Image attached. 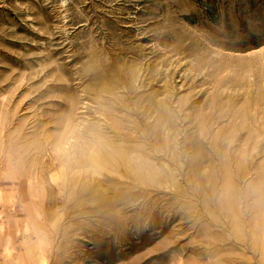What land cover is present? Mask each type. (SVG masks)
Segmentation results:
<instances>
[{
	"label": "rangeland",
	"instance_id": "rangeland-1",
	"mask_svg": "<svg viewBox=\"0 0 264 264\" xmlns=\"http://www.w3.org/2000/svg\"><path fill=\"white\" fill-rule=\"evenodd\" d=\"M0 264H264V0H0Z\"/></svg>",
	"mask_w": 264,
	"mask_h": 264
},
{
	"label": "bare ground",
	"instance_id": "bare-ground-1",
	"mask_svg": "<svg viewBox=\"0 0 264 264\" xmlns=\"http://www.w3.org/2000/svg\"><path fill=\"white\" fill-rule=\"evenodd\" d=\"M105 92V91H104ZM218 105V104H217ZM231 119V118H230ZM172 120V119H171ZM124 128V127H123ZM138 130V129H137ZM108 137V136H107ZM131 138V137H130ZM179 140V139H178ZM111 141V140H110ZM116 141V140H115ZM164 141V140H163ZM114 143V142H113ZM170 144V143H169ZM97 145V144H96ZM139 146V145H138ZM152 146V145H151ZM130 147V146H129ZM137 147V146H136ZM125 151V150H124ZM215 152V151H214ZM127 153V152H126ZM150 153V152H149ZM127 155V154H126ZM87 157V156H86ZM100 157V156H99ZM98 157V158H99ZM133 157H135V156H133ZM137 157V156H136ZM109 158H110V156H108V154H107V156H103V158H99L100 160L98 161L99 162V164L100 165H102V166H104V165H110L111 163H112V161H109ZM125 159V158H124ZM126 159H128L129 160V158H126ZM137 159V158H136ZM143 159V158H142ZM131 160V159H130ZM135 161V160H134ZM94 162V161H93ZM115 162V161H114ZM144 162V161H143ZM91 163V162H90ZM147 163V162H146ZM143 164V163H142ZM150 165V164H149ZM91 166H92V164H91ZM154 167H156L155 165H154ZM144 170V168H143V166H140L139 167V170ZM147 169V168H146ZM157 169V168H156ZM148 170V169H147ZM154 170V169H153ZM152 170V171H153ZM110 171V170H109ZM112 171V170H111ZM155 171V170H154ZM157 172V171H156ZM92 173V172H91ZM90 173V174H91ZM150 174H151V172H149ZM155 173V172H154ZM236 173H238V175H239V169H236L235 170V174ZM142 174H143V172H142ZM148 174V173H147ZM149 174V175H150ZM142 176V175H141ZM146 176H148V175H146ZM159 176V175H158ZM157 176V177H158ZM174 176V175H173ZM218 176V175H217ZM154 177V176H153ZM172 177V176H171ZM161 178V177H160ZM159 178V179H160ZM164 178V177H163ZM166 178V177H165ZM180 178V177H179ZM158 179V180H159ZM177 179V178H176ZM143 180V179H142ZM146 181V180H145ZM175 181V180H174ZM185 181V180H184ZM138 182V181H137ZM181 182V181H180ZM145 183H147V182H145ZM152 183V182H151ZM174 183V182H173ZM174 185V184H173ZM180 185V184H179ZM98 188V187H97ZM172 189V188H171ZM179 189V188H178ZM86 190V189H85ZM180 193H181V191H180ZM79 196V195H78ZM120 196V195H119ZM182 197H184V196H182ZM210 197V196H209ZM231 197V196H230ZM102 198V197H101ZM207 198V197H206ZM182 201V200H181ZM169 203V202H168ZM208 206V205H207ZM120 208V207H119ZM123 208V207H122ZM179 208V207H178ZM189 209V208H188ZM222 209V208H221ZM174 211V210H173ZM193 211V210H192ZM222 211V210H221ZM187 212V211H186ZM220 212V211H219ZM234 212V211H233ZM186 215V214H185ZM200 218V217H199ZM237 222V221H236ZM212 225V224H211ZM241 228V227H240Z\"/></svg>",
	"mask_w": 264,
	"mask_h": 264
}]
</instances>
